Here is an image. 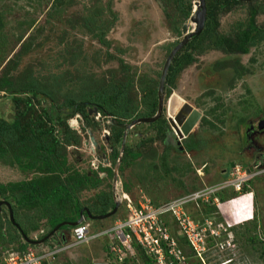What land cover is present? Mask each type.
<instances>
[{
    "label": "rangeland",
    "instance_id": "obj_1",
    "mask_svg": "<svg viewBox=\"0 0 264 264\" xmlns=\"http://www.w3.org/2000/svg\"><path fill=\"white\" fill-rule=\"evenodd\" d=\"M166 1L164 10L161 0H0V82L6 81L8 89H0V119L10 123L15 117L12 97L16 94L9 90L34 87L42 91L37 96L23 93L20 97H31L37 112L52 105L65 116L69 127L77 130L80 142L67 147L69 165L88 172L97 167L112 169V176L99 188L108 184L114 199L119 201L115 214L104 219L106 226L124 214V194L132 203L144 196L159 205L189 191H209L224 185L221 194L233 200L226 199L219 204V210L195 218L201 223L207 220L205 227L210 225L217 234L214 240H206L210 230L206 233L201 255L189 256L188 264H264V164L250 171L251 195L242 191L230 195L234 187L229 175L224 174L235 164L248 169L255 153H264V127L252 132V126H259L264 117V40L250 46L247 53L214 45L216 36L233 37L252 8L258 9L256 24L264 27V0H205V5L215 3L217 25L198 37L203 27L191 38L194 43L188 51L194 57L192 63L177 73L168 70L166 78L170 74V80H165L163 107L156 122H141L127 130L124 127L123 148V134L116 142L119 156L124 158L120 169L119 160L115 165L108 160L113 118L93 112L90 105L85 104L86 116L76 111L71 114L74 105L66 106L70 98L83 102L99 88L124 84L128 98L137 101L133 114L145 111L142 102L150 99L152 90L157 91L163 62L183 36L182 24L187 25L188 32L195 25L190 16L197 0ZM172 93L199 114L187 135L199 142L198 150L182 148L183 139L177 142L168 118L182 132L190 113L181 123L175 114L167 113ZM24 158L21 162L8 156L0 159V183L28 181L38 176L23 168ZM99 175L105 174L101 171ZM96 192H80V201L90 202ZM239 196L242 197L234 199ZM12 203V213L15 211L32 239L48 230L37 210L19 209ZM198 203L186 207L195 212L204 206ZM1 210L7 212L5 206ZM232 214L238 215L237 220L255 219L238 225ZM89 222L91 230L101 229L97 219ZM34 224L40 229H31ZM228 225L234 227L226 230ZM175 230L178 234L177 226ZM60 231L68 229L62 226ZM60 231L52 239L56 241ZM248 235L259 239L255 247L246 241ZM105 242V238H97L66 247L44 264H120L107 254ZM127 258L123 264H144L139 257Z\"/></svg>",
    "mask_w": 264,
    "mask_h": 264
},
{
    "label": "trees",
    "instance_id": "obj_2",
    "mask_svg": "<svg viewBox=\"0 0 264 264\" xmlns=\"http://www.w3.org/2000/svg\"><path fill=\"white\" fill-rule=\"evenodd\" d=\"M178 1L182 3V0ZM231 1L238 2L237 0ZM161 3L165 6L164 10H166L165 4H167V1L161 0ZM211 4L208 3L205 5L206 18L204 30L198 37H201L207 30H213L217 25L215 3ZM190 8L191 5L189 4L186 11V15L188 16L191 11ZM257 10L256 8L250 9L245 23L240 25V28H238L233 37L216 36L214 41L215 47L247 53L250 46H256L261 43L264 40V27L257 25L255 22ZM193 43L194 40L189 41L175 55L169 66V72L173 71L177 73L184 66L192 63L194 57L192 53L188 51V48H190ZM168 76L169 77L165 79L167 81L168 79L170 80V74ZM6 84V81L0 82V89L3 87L8 90L5 86ZM109 87L97 89L93 97H89L86 101H83L85 102L84 104L79 102L75 110L72 109L71 114L76 111L86 116L87 111H85L84 108L86 105H90L96 107L97 112L103 116H110L113 118L114 124L109 126L113 138H110L108 141L111 147V154L108 160L111 165H115L116 160H119L120 169L124 158L123 156H119L116 142L123 134L124 126L122 124H124V122H130L132 119L139 116H152L157 106V91L156 89L152 90L150 99L146 102H142L145 105V111L134 115L133 106H138L136 104L137 101L135 102L128 98L126 86L123 84L111 85ZM4 92L6 91L4 90ZM40 92L42 91L34 87L9 90V93L16 94L14 96L12 95L16 110L15 117L10 123L0 119V159L8 156L13 158L16 162H21V158L25 157L24 159L26 161L24 162L23 168L38 175L28 181L10 182L7 184L0 183V202L3 201L0 205V210L2 206H5L7 209V212L2 211V209L0 214V264H4L3 257L7 250L17 247L19 248L18 251H22L25 247L30 245L24 241L20 230H22L27 237L31 238L28 235V230L22 226L20 220L17 218L15 211H13V218L20 228L18 229L10 221L6 203H8L12 209L15 208L12 203L13 201L19 209L28 208L37 210L39 217L43 218L44 224L48 226V230L36 239L43 237L61 221H75L79 217L80 210L85 206L93 215H98L111 210L115 203L112 190L108 184H105L102 189H99L104 184L105 180L112 176L111 168L97 167L96 170L88 172L85 170L79 171L69 165L66 156L67 147L78 144L80 142V135L76 129L74 130L69 127L64 120L65 116L56 111L52 105H50L48 109L41 108L38 112L34 111L32 98L20 97V94L23 93L37 96ZM44 96L48 97L47 95ZM76 103V98H70L66 106L71 108ZM32 110L33 113L31 112ZM158 124L161 125L160 121H158ZM162 126L164 125L162 124ZM81 128L82 127H80V129ZM182 145L185 150L187 149L188 151L198 150L200 146L199 142L195 141L192 136L184 138ZM101 171L104 172V177L99 175ZM224 174L226 175L227 172ZM248 186L249 179L241 185L239 190H235L232 187L233 189H231L230 195L233 196L239 191H242L244 195L247 193L251 195ZM84 190H97V192L90 198V202L83 204L80 201L79 193ZM191 192L193 191L186 192V194ZM221 193L222 190L212 193L208 201L199 199L198 205L201 203L204 206L200 209L196 208L195 212L189 211L187 207L185 208L194 219H197L201 215L208 216L211 212L216 211V208L219 210V204L221 202L233 198L231 196L225 197ZM212 197H217L218 204L213 202ZM240 197L242 196L234 199L238 200ZM153 203L155 204V202ZM190 203L187 204L188 207L191 206ZM125 215L126 210L119 218H123ZM236 217H238V215L232 214V219H235L239 223H237L238 225L247 224L246 222H250L251 220L254 221L255 219V216L247 217V219L243 220H237ZM166 224L170 226L171 233L177 242V248L185 256L186 261H188V257L194 255L195 252L192 250L185 237L175 233L176 230L173 223L167 221ZM40 227L38 224H34L31 226V229L38 230ZM233 227V225H228L226 230L228 229L230 231ZM215 236L214 234H208L206 240H214ZM48 241L49 239L45 240V242ZM246 241L251 243V246L255 247V243L259 242V239L255 235H248ZM13 244L16 246H12ZM133 247V253L127 257H139L144 264H156L153 257L146 254L138 244L133 243ZM127 257L124 263L128 261ZM171 264H177V262L172 261Z\"/></svg>",
    "mask_w": 264,
    "mask_h": 264
},
{
    "label": "built area",
    "instance_id": "obj_3",
    "mask_svg": "<svg viewBox=\"0 0 264 264\" xmlns=\"http://www.w3.org/2000/svg\"><path fill=\"white\" fill-rule=\"evenodd\" d=\"M250 171L235 164L227 173L231 179L230 185L239 190L251 177ZM224 187L217 185L209 191L201 188L159 205L144 196H140L135 203H132L124 194L122 200H126L124 203L126 215L123 218H116L108 227L93 231L90 228V219L82 220L70 226L67 235L62 232L59 235V243L58 239L56 241L53 239L37 245L30 244L22 251L7 250L3 257L4 264H44L45 260L53 258L66 247L87 243L97 238L106 239L107 254L120 264H123L125 258L133 253V243L138 244L146 254L153 257L157 264H171L172 261H176L177 264H188L185 256L177 248L175 237L166 223L168 221L177 226L178 234L185 237L192 250L200 256L206 233L210 230L209 234H217L216 229L214 230L210 225L205 227L207 220L201 223L193 219L185 207L188 203L199 199L208 201V196ZM213 202L218 204L217 198H213Z\"/></svg>",
    "mask_w": 264,
    "mask_h": 264
},
{
    "label": "water",
    "instance_id": "obj_4",
    "mask_svg": "<svg viewBox=\"0 0 264 264\" xmlns=\"http://www.w3.org/2000/svg\"><path fill=\"white\" fill-rule=\"evenodd\" d=\"M240 1H250V0H240ZM195 9L193 11V14L190 16V21H193L195 23L193 29L191 31L188 32L187 29V25L185 23L182 24L181 26V32L183 33L182 38L170 49L167 57L165 58L163 65H162V69L160 72V76H159V80H158V86H157V109L156 112L152 115V116H144V117H138L135 119H132L129 123L124 124L125 129L127 130L128 128L132 127L135 124L141 123V122H153L155 120H157V118L160 115L161 109L163 107V96H164V86H165V79H166V75L170 66L171 61L173 60V58L175 57V55L191 40V38L193 36L198 35L201 30L204 27V23H205V18H206V7H205V0H197L194 3ZM174 100L176 102H179L178 105H180L182 103V108L181 110H184L185 112H191V117L190 120L187 122L186 126L183 127L182 132L179 130L178 126L175 124H171L174 129H172L174 135L176 136V138L178 139L177 142H180V139H184L187 137V135L190 133L191 128L194 126L197 117H198V113L192 109L191 105H189L187 102H185L183 99H181L180 97H178L176 94L172 93L169 96L168 99V110L167 112H169V115H171L170 113V102ZM80 103H84V102H80ZM79 103L74 104L73 106V110H75L76 106ZM68 110V109H67ZM93 112H97L96 107H93ZM88 112H91V109L88 110ZM193 112V113H192ZM196 114V115H195ZM183 115L181 116H177L176 120L178 122L181 121ZM169 122L170 119H169ZM264 127V118L261 120L259 128ZM125 134L126 131H124L122 139H121V149L124 146V142H125ZM91 140H93V137H90ZM116 170L115 169V173H114V177L113 180L116 179L115 175H116ZM114 197V196H113ZM114 206L111 210H109L108 212L104 213V214H98V215H93L90 210L85 206L83 207L80 212H79V217L75 220V221H61L58 224H56L48 233H46L42 238L40 239H31L29 237H27V235L22 231H21V235L22 238L24 239V241L28 244L31 245H37L40 244L42 242H44L45 240H47L48 238H50L51 236H53L62 226H74L78 223H80L82 220L85 219H104L107 218L113 214H115L118 206H119V201L118 199H114ZM3 203V201L0 202ZM7 204L8 207V217L10 219V221L13 223V225H15L18 229L20 228L19 225H17V223L14 221L13 218V213H12V209L10 208L9 204ZM93 264H107L105 262H94Z\"/></svg>",
    "mask_w": 264,
    "mask_h": 264
},
{
    "label": "bare ground",
    "instance_id": "obj_5",
    "mask_svg": "<svg viewBox=\"0 0 264 264\" xmlns=\"http://www.w3.org/2000/svg\"><path fill=\"white\" fill-rule=\"evenodd\" d=\"M178 104H179V102H176L174 100H172L170 102V105H171L170 106V109H169L170 110V113H171V115L172 114H175L176 118H177V116L179 117V116L183 115L182 118H181V121L179 123L184 122L185 119H186V117H187V115L190 113V116H189V118L187 119V121L185 123V124H187V122L190 120L191 112L190 111L189 112H185L184 110H181L182 103L180 105H178ZM167 110H168V103H167ZM167 113L169 114V112H167ZM168 119H170V118H168ZM169 123L172 124V122H169Z\"/></svg>",
    "mask_w": 264,
    "mask_h": 264
},
{
    "label": "flooded vegetation",
    "instance_id": "obj_6",
    "mask_svg": "<svg viewBox=\"0 0 264 264\" xmlns=\"http://www.w3.org/2000/svg\"><path fill=\"white\" fill-rule=\"evenodd\" d=\"M264 117H262V119H263ZM261 119V120H262ZM253 131L252 132H254V131H256V132H260L261 131V129L259 128V126H257V123H256V125L254 124L253 126ZM255 128H257V130H255ZM247 133V132H246ZM245 140H246V138H247V134H245ZM249 143V142H248ZM181 147L183 148L184 146L183 145H181ZM180 147V148H181ZM252 162H253V164L250 166V167H248V169H250V170H252L254 167H258L259 165H263L264 164V153H260V152H257V155H256V153H255V155L252 157ZM53 237V236H52ZM51 237V238H52ZM51 238H49V239H51ZM55 240V239H54ZM56 240H57V237H56ZM45 242V241H44Z\"/></svg>",
    "mask_w": 264,
    "mask_h": 264
},
{
    "label": "crops",
    "instance_id": "obj_7",
    "mask_svg": "<svg viewBox=\"0 0 264 264\" xmlns=\"http://www.w3.org/2000/svg\"><path fill=\"white\" fill-rule=\"evenodd\" d=\"M104 219H105V218H104ZM104 219H97V220H98L97 225H98L99 228H101V229L109 226V225L106 226V222H107V221H105L106 219H105V220H104ZM94 220H95V219H93V221H94ZM111 224H112V223H111ZM111 224H110V225H111ZM103 225H104V226H103ZM100 226H103V227H100ZM66 228H67L68 231H69V227L66 226ZM60 229H61V228H60ZM60 229H59L58 231H60ZM97 230H100V229H96V230H95V228H93V231H97ZM49 231H50V230H49ZM58 231H57V232H58ZM57 232H56V233H57ZM62 232H63V231H60V234H61ZM56 233H55V234H56ZM64 233H65L66 235L68 234V232H64ZM41 238H42V237H41ZM38 239H40V238H38ZM48 239H49V238H48ZM57 239H59V238L57 237ZM65 239L67 240V236L65 237ZM51 240H53V239H52V238L49 239V241H51ZM88 242H89V241H88ZM42 243H43V242H42ZM106 243H107V241L105 242V245H106ZM79 245H80V244H79ZM79 245H77V246H79ZM105 263H107V262H105ZM107 264H109V263H107Z\"/></svg>",
    "mask_w": 264,
    "mask_h": 264
}]
</instances>
